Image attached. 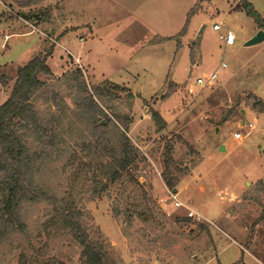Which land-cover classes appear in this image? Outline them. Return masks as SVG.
Listing matches in <instances>:
<instances>
[{"label": "rangeland", "instance_id": "374dc122", "mask_svg": "<svg viewBox=\"0 0 264 264\" xmlns=\"http://www.w3.org/2000/svg\"><path fill=\"white\" fill-rule=\"evenodd\" d=\"M2 1L1 21L11 22L14 36L0 40V74L7 76L0 78V105L18 67L53 46L52 73L41 75L46 86L35 104L54 132L48 142L29 136L39 156L34 178L82 210L112 264H264V41L246 45L260 28L242 0H196L183 35L188 13L181 30L138 20L159 0H83L71 13L64 0ZM249 1L264 18V0ZM215 23L224 28L216 31ZM226 29L235 33L234 45L220 39ZM223 62L212 85L196 84ZM83 81L110 117H132L127 134L138 152L123 182L95 195L99 158L88 152L97 140L79 106ZM51 210L47 201L23 203L26 232L0 245V264H81V246L45 228Z\"/></svg>", "mask_w": 264, "mask_h": 264}, {"label": "trees", "instance_id": "16d2710c", "mask_svg": "<svg viewBox=\"0 0 264 264\" xmlns=\"http://www.w3.org/2000/svg\"><path fill=\"white\" fill-rule=\"evenodd\" d=\"M242 3L247 14L254 19L260 29L264 30V18L259 11L249 0H242ZM194 14L195 6L188 12L186 24L180 35L187 31ZM52 52L53 46L18 67L12 90L0 105V245L11 235L26 232L27 226L21 212L23 203L42 200L52 205L45 228H52L57 234L68 235L80 245L81 264H112L104 241L93 237L83 222L82 210L72 200L60 198L40 189L34 178L35 160H38L39 156L32 150L29 136L34 134L38 140L48 142L54 132L51 120L42 117L35 104L37 94L46 86L41 75L52 73L47 63ZM78 73L81 74V70H78ZM0 78L6 82L7 76L0 74ZM78 86L81 89L79 106L83 115L90 119L92 135L97 140L96 144L88 148L89 154L95 153L99 158L96 165L99 173L93 175V180L96 187L99 184L100 188L94 190L95 195L98 190L106 189L109 182L112 184L123 182L124 177L130 173V168L136 165L138 152L127 134L132 117L121 113H113V117H110L102 104L96 101L95 93L87 87L85 81ZM110 86L117 91L127 90L120 85L110 83ZM99 93L101 91L97 90L98 95ZM53 95L58 96L57 93ZM152 118L158 130L164 129L166 121L157 110H152ZM100 176H104L106 180L100 179ZM164 178L167 187L174 190L173 180L166 176ZM113 212L119 217L121 209L114 206ZM145 212H140L139 215L142 217L146 215ZM149 213L152 215L150 209Z\"/></svg>", "mask_w": 264, "mask_h": 264}, {"label": "crops", "instance_id": "0c3cea01", "mask_svg": "<svg viewBox=\"0 0 264 264\" xmlns=\"http://www.w3.org/2000/svg\"><path fill=\"white\" fill-rule=\"evenodd\" d=\"M83 2H84L83 0H75V1L64 0V7L68 8L67 11L69 10L68 12L71 13L70 9L74 8L76 4H80V3L83 4ZM158 3H161L159 7H156L155 5L151 6L152 11L149 13L144 12L142 15H140L141 17H137L138 20H140L144 25H148L150 27H155V28L159 26L162 28L171 27L174 30H178V29L181 30L185 23L184 17L189 12V10L194 6L196 0H159ZM177 12H178V16L175 18ZM3 13H4V4L3 1L0 0V15H2ZM1 20L2 19L0 17V40H2V44H4L7 41H9L14 35L12 34L10 35L7 32L8 26L11 25V22L7 23L5 19H4L5 21H1ZM83 25L88 26L90 24L85 23ZM257 31H255L249 38L254 36ZM89 35H91V32L89 33ZM59 36L60 38H64L66 35L62 33Z\"/></svg>", "mask_w": 264, "mask_h": 264}, {"label": "built area", "instance_id": "2783aa9c", "mask_svg": "<svg viewBox=\"0 0 264 264\" xmlns=\"http://www.w3.org/2000/svg\"><path fill=\"white\" fill-rule=\"evenodd\" d=\"M213 28L216 30V31H221L224 26L222 24H219V23H215L213 25ZM220 39L223 41V43L226 45V46H231V45H234L235 43V40H236V35L233 31L229 30V29H226V32L225 33H221L219 35ZM227 67V64L226 63H221L217 69L215 71H213L210 75L208 76H200L196 79V84L199 85V86H208V85H212L216 78L218 77V74L221 70L225 69ZM249 127H253V123H250L249 124ZM234 137L236 139H242L243 135L241 132H236L234 134ZM176 197V196H174ZM174 204L176 206H180L181 205V202L179 200H176L174 202ZM190 215H193L192 213H190Z\"/></svg>", "mask_w": 264, "mask_h": 264}, {"label": "water", "instance_id": "95a60500", "mask_svg": "<svg viewBox=\"0 0 264 264\" xmlns=\"http://www.w3.org/2000/svg\"><path fill=\"white\" fill-rule=\"evenodd\" d=\"M264 41V30L260 29L256 32L254 36L249 38L246 42V45H255Z\"/></svg>", "mask_w": 264, "mask_h": 264}]
</instances>
